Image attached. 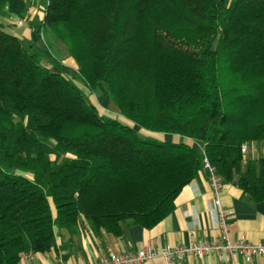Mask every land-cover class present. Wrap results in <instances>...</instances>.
Instances as JSON below:
<instances>
[{"label":"trees","instance_id":"1","mask_svg":"<svg viewBox=\"0 0 264 264\" xmlns=\"http://www.w3.org/2000/svg\"><path fill=\"white\" fill-rule=\"evenodd\" d=\"M31 5L0 0V16ZM37 32L131 124L0 25V264L49 251L81 218L114 237L154 227L204 157L264 202V0H47Z\"/></svg>","mask_w":264,"mask_h":264},{"label":"crops","instance_id":"2","mask_svg":"<svg viewBox=\"0 0 264 264\" xmlns=\"http://www.w3.org/2000/svg\"><path fill=\"white\" fill-rule=\"evenodd\" d=\"M44 10L45 7L38 8V0H32L26 20L21 26L17 25V19L9 16H0V25L22 39L27 48L40 53V62L43 66L70 78L94 105L91 96L93 94L76 79V65L68 55H65L64 46L55 45V49L61 55L57 63H53L43 52L44 43L37 29L43 19ZM99 92L100 97L104 99V105L108 106L107 94L102 88ZM118 119L120 120V117ZM165 138L166 136H162V139ZM174 139L178 140L176 137ZM254 153L249 152L245 156L253 158ZM222 182L220 203L224 209L232 213L228 221L229 240L234 242L245 239L253 244L264 242V202L254 201L233 183ZM213 198L212 188L205 172L202 171L184 186L174 201L172 212L154 227L144 229L140 226H124L122 235L114 237L104 231L95 234L81 218L75 234L62 232L56 238L55 246L49 251L26 255L21 258L19 264H98L110 253L126 255L144 247L160 250L165 245H186L190 241L212 240L218 235V230L212 225L215 212L209 210ZM143 264L165 263L161 258H155ZM174 264H264V257H256L249 262L242 259L217 261L213 257L184 258Z\"/></svg>","mask_w":264,"mask_h":264},{"label":"built area","instance_id":"3","mask_svg":"<svg viewBox=\"0 0 264 264\" xmlns=\"http://www.w3.org/2000/svg\"><path fill=\"white\" fill-rule=\"evenodd\" d=\"M18 24L21 25L22 22L19 21ZM247 151V146L241 148L243 155ZM203 171L214 194L209 210L215 212L212 225L218 230L217 237L209 241H190L186 245H165L160 250L144 247L135 253L126 255L110 253L98 264H143L155 258H161L165 264H174L184 258L202 259L204 257H213L217 261L242 259L249 262L256 257H264V242L253 244L245 239L234 242L229 240L228 221L232 213L224 209L220 203L222 179L205 157L203 158Z\"/></svg>","mask_w":264,"mask_h":264},{"label":"rangeland","instance_id":"4","mask_svg":"<svg viewBox=\"0 0 264 264\" xmlns=\"http://www.w3.org/2000/svg\"><path fill=\"white\" fill-rule=\"evenodd\" d=\"M46 5V0H38V8L39 9H42L44 8ZM26 20L25 19H20L18 20L22 22V24L24 23V21ZM17 22V25L21 26L20 24H18ZM93 95H91L93 98V103H94V106L96 107V109L101 112V114H105V115H108L110 117H113V118H119L120 117V114L117 112V110H115L112 105L109 103L108 106H105L104 105V102H103V97H100L101 93L99 91L97 92H94L92 93ZM120 120L125 122V123H128L127 120H125L123 117H120ZM130 123V122H129ZM142 134V136H145L147 138H153V139H157V140H162V136L161 134H153V133H148V132H144L142 131L140 133V135ZM259 153H261L263 156H264V146L261 148V150L259 149ZM257 153L255 152L254 153V156L256 157Z\"/></svg>","mask_w":264,"mask_h":264}]
</instances>
